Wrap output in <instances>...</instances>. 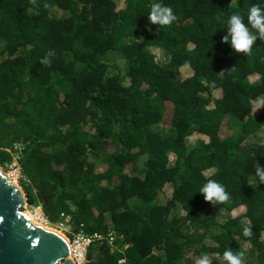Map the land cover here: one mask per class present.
Here are the masks:
<instances>
[{
	"label": "trees",
	"instance_id": "obj_1",
	"mask_svg": "<svg viewBox=\"0 0 264 264\" xmlns=\"http://www.w3.org/2000/svg\"><path fill=\"white\" fill-rule=\"evenodd\" d=\"M119 2L0 0V165L20 144L29 204L103 235L86 264H195L202 253L226 264L229 248L264 264V141L252 140L264 129V39L248 25L249 54L222 43L227 19L247 24L264 0ZM153 3L176 19L151 24ZM209 180L228 201L205 202Z\"/></svg>",
	"mask_w": 264,
	"mask_h": 264
},
{
	"label": "water",
	"instance_id": "obj_2",
	"mask_svg": "<svg viewBox=\"0 0 264 264\" xmlns=\"http://www.w3.org/2000/svg\"><path fill=\"white\" fill-rule=\"evenodd\" d=\"M27 200L0 165V264H75L67 239L24 212Z\"/></svg>",
	"mask_w": 264,
	"mask_h": 264
},
{
	"label": "clouds",
	"instance_id": "obj_3",
	"mask_svg": "<svg viewBox=\"0 0 264 264\" xmlns=\"http://www.w3.org/2000/svg\"><path fill=\"white\" fill-rule=\"evenodd\" d=\"M147 19L151 24L168 26L176 17L170 7L163 6L161 3H153ZM248 25L258 33L259 38L264 39V11L261 10L259 5H253L249 8L247 24H245L240 14H233L227 19V32L229 35L222 38V43L227 44L230 41L231 48L236 54H249L257 36L249 30ZM42 62L48 64L46 60ZM256 175L264 183V168H261L259 164L256 168ZM199 193L203 196L205 202L211 205L229 200V195L224 187L213 180H209L200 189ZM251 234V228L244 226L243 235L251 236ZM223 259L226 264H244L243 252H234L230 248L223 253ZM195 264H212V262L207 253H202Z\"/></svg>",
	"mask_w": 264,
	"mask_h": 264
},
{
	"label": "built area",
	"instance_id": "obj_4",
	"mask_svg": "<svg viewBox=\"0 0 264 264\" xmlns=\"http://www.w3.org/2000/svg\"><path fill=\"white\" fill-rule=\"evenodd\" d=\"M22 148L20 144L15 145V149L17 150L14 155V166H19L18 158L19 154L18 151ZM20 174V172H19ZM21 177V174H20ZM42 211V223L45 225V227H51L54 229H60L61 233L65 238H67L69 241L70 246V258L74 261L75 264H86L87 263V253L89 250V247L96 241L101 240L103 238L102 234L99 233H93L88 234L83 230H80L78 232L73 231L72 229V216L68 213L62 212L60 214V218L56 223H52L47 216L45 215L43 209L41 206H39ZM53 226V227H52ZM108 239L110 244H113L115 240V236L112 233L108 234ZM125 260H121V262H124Z\"/></svg>",
	"mask_w": 264,
	"mask_h": 264
},
{
	"label": "rangeland",
	"instance_id": "obj_5",
	"mask_svg": "<svg viewBox=\"0 0 264 264\" xmlns=\"http://www.w3.org/2000/svg\"><path fill=\"white\" fill-rule=\"evenodd\" d=\"M123 0H120V2H119V6H121V2H122ZM50 14L51 15H53V16H63V15H65V13L63 12V11H61V10H58L57 8L56 9H54V10H52L51 12H50ZM150 50L155 54V56H156V59L159 61V62H165L167 59H168V57H169V55H168V52H166V50L165 49H163V48H159V47H151L150 48ZM117 57H118V54L117 53H115V52H110V53H108L106 56H105V59L109 62V63H112V62H114L116 59H117ZM119 58V57H118ZM253 137V139L252 140H254V141H256V142H263L264 141V129L261 131V132H259V133H257V134H255V135H253L252 136ZM194 139H196V137H191L190 138V140H194ZM100 157H101V153H97V155H96V163H97V167H98V169H100L101 168V162H100ZM1 168H2V170H3V172L5 173V175L6 176H8L10 179H12L16 184H18L20 187H22L21 186V182H20V174H19V172H20V166H14L13 165V163L12 164H10L8 167H2L1 166ZM168 194H169V191H168ZM160 199L161 200H164V196L163 195H161L160 196ZM28 201V200H27ZM37 206H40V205H32V204H29V202H27V204H26V206L23 208V210H24V212H26V214H28V213H30V212H33L34 211V209H38V207ZM39 209H41V208H39ZM245 211V206L244 205H241V206H239V207H237L236 209H234V210H232V211H226V210H223L222 212H221V214H220V216H219V218H220V220H226V219H228L229 217H231V216H234V215H236V214H238V213H242V212H244ZM176 212H181V213H183V211H181L180 210V208L178 207L177 209H176ZM53 227V226H52ZM49 228H51V227H49ZM53 229V228H52ZM54 230H58V229H55V227H54ZM60 230V229H59ZM58 230V231H59ZM60 234H62L61 233V231L59 232ZM243 246H244V248L245 249H249L250 250V246L247 244V243H244L243 244ZM210 258V257H209ZM210 260H211V258H210Z\"/></svg>",
	"mask_w": 264,
	"mask_h": 264
},
{
	"label": "bare ground",
	"instance_id": "obj_6",
	"mask_svg": "<svg viewBox=\"0 0 264 264\" xmlns=\"http://www.w3.org/2000/svg\"><path fill=\"white\" fill-rule=\"evenodd\" d=\"M8 177V176H7ZM11 178V177H10ZM40 207H38V209H34V211L33 212H30V213H28L27 215H28V217L34 222V223H36V224H40V225H43V226H45L43 223H42V211H41V209H39ZM48 227V226H47ZM49 228V227H48ZM54 230V229H53ZM55 231H57V232H60V231H58V230H55ZM63 235V234H62ZM67 239V238H66ZM67 241H69L68 239H67Z\"/></svg>",
	"mask_w": 264,
	"mask_h": 264
}]
</instances>
